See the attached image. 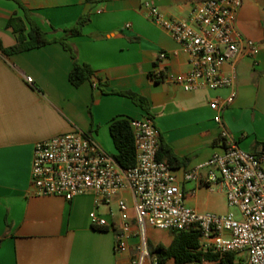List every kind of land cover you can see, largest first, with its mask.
Segmentation results:
<instances>
[{"label": "crops", "instance_id": "crops-1", "mask_svg": "<svg viewBox=\"0 0 264 264\" xmlns=\"http://www.w3.org/2000/svg\"><path fill=\"white\" fill-rule=\"evenodd\" d=\"M20 1L50 37L61 36L89 13L90 22L71 42L79 59L95 73L75 86L70 80L71 52L60 42L13 54L0 49V264H134L142 234L132 190L122 189L100 204L92 193L71 200L39 195L31 185L34 147L39 140L82 129L113 155L117 149L111 122L151 116L160 140L180 159L174 170L187 201L194 199L206 186L184 180L183 174L222 150L218 110L211 102L225 98L230 89L185 90L175 82L173 76L189 70V57L171 33L148 16L144 3L158 6L167 17L185 20L199 0ZM15 15L25 16L18 1L0 0L4 47L17 41L8 26ZM236 26L259 50L224 66L226 73L235 70L237 95L223 110V123L241 147L256 152L264 146V0H243ZM162 51L168 57L158 60ZM156 66L162 79L151 75ZM119 91L143 96L148 110ZM120 199L129 205L132 224L128 249L122 252L116 249ZM95 213L107 218V229L93 224ZM146 236L148 244L165 245L174 237L171 230L152 226Z\"/></svg>", "mask_w": 264, "mask_h": 264}, {"label": "built area", "instance_id": "built-area-1", "mask_svg": "<svg viewBox=\"0 0 264 264\" xmlns=\"http://www.w3.org/2000/svg\"><path fill=\"white\" fill-rule=\"evenodd\" d=\"M243 0H199L185 20L163 15L158 6L145 2L148 16L181 44L190 68L172 79L185 90L230 89L216 97L215 120L221 128L222 150L206 162L187 170L183 179L198 181L209 189L218 186L228 205L236 211L227 214L202 212L187 204L179 177L167 160L157 157L160 132L151 116L131 118L136 145V164L122 167L103 147L82 129L39 140L34 147L31 185L39 195H58L67 200L92 193L96 203L109 202L122 189L135 197L136 222L142 234L134 264H159L150 253L146 231L149 226L166 230L195 229L204 251L225 256L246 252V264H264V146L253 152L239 145L223 123L222 112L237 95L235 70L226 73L228 62L258 52L257 43L245 38L236 26ZM168 57L165 51L158 60ZM155 75L161 74L156 66ZM27 80L33 79L27 76ZM122 219L117 234V251L128 249L131 218L126 200L118 201ZM95 226H107V218L95 213ZM203 261L188 264H217Z\"/></svg>", "mask_w": 264, "mask_h": 264}, {"label": "trees", "instance_id": "trees-1", "mask_svg": "<svg viewBox=\"0 0 264 264\" xmlns=\"http://www.w3.org/2000/svg\"><path fill=\"white\" fill-rule=\"evenodd\" d=\"M17 1L19 6L24 10L25 16L15 15L11 16L8 20V26L12 27L17 34V41L14 45L9 47H4L0 43V49L5 54H13L41 47L52 42H60L65 49L71 52L73 58V67L70 72L71 82L75 86H80L85 81L92 79L95 73L94 68L89 63L82 62L79 59L77 49L71 42L73 37L83 33L85 25L91 20L90 14H82L75 25L63 30L61 36L50 37L49 32L30 15V8L22 1ZM151 75L155 80L164 77L162 73L159 76L154 73ZM118 93L131 97L134 102L148 110L147 100L143 96L132 91H119ZM130 120L131 118L128 117H118L115 118L110 125L111 134L117 149L113 157L124 168H130L136 164L135 137ZM157 157L160 160H167L173 168L180 163L179 157L174 153L171 146L162 140ZM99 227L102 229L108 228L107 226ZM172 233L174 237L169 245H165L162 242L157 244L149 243L150 253L153 257H157L159 264L202 263L205 260L218 261L217 264H239L235 253H228L225 256H220V254L217 253L204 251L200 244V234L195 229L181 231L172 230ZM3 240L4 237H0V247ZM171 260H173L172 263Z\"/></svg>", "mask_w": 264, "mask_h": 264}, {"label": "rangeland", "instance_id": "rangeland-1", "mask_svg": "<svg viewBox=\"0 0 264 264\" xmlns=\"http://www.w3.org/2000/svg\"><path fill=\"white\" fill-rule=\"evenodd\" d=\"M187 204L202 212L227 214L230 211H236L235 207H230L228 205L225 192L218 186H215L214 189H209L207 187L200 188L197 196L187 201ZM246 257V252L237 254V261L239 264H246Z\"/></svg>", "mask_w": 264, "mask_h": 264}]
</instances>
